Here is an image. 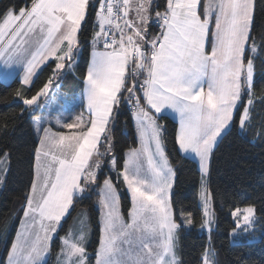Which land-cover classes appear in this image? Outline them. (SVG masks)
Segmentation results:
<instances>
[{
	"label": "snow or ice",
	"instance_id": "snow-or-ice-1",
	"mask_svg": "<svg viewBox=\"0 0 264 264\" xmlns=\"http://www.w3.org/2000/svg\"><path fill=\"white\" fill-rule=\"evenodd\" d=\"M89 9L90 0H25L18 12L14 4L0 10V66L5 72L19 66L21 85H30L48 62H54L47 82L31 98L22 99L25 108L38 106L54 80L75 68L81 52L79 33ZM93 11L82 111L72 122L55 119L54 124L67 132L54 131L50 118L35 121L33 174L7 264H46L52 241L77 197L99 184L102 158L111 156V167H116L111 125L115 110L125 102L133 109L139 147L125 153L117 180L122 178L131 208L125 219L120 192L110 177L105 178L97 201L100 239L95 264H178L177 233L193 220L191 214L182 217L183 223L175 218V170L165 153L161 117L174 114L179 124L176 145L182 154L198 159L202 228L209 230L214 220L205 179L210 156L233 123L242 133L252 126L255 66L248 53L257 48L254 42L249 48L248 42L253 39L254 0H166L163 11L154 15L153 0H96ZM153 24L159 27L155 34ZM245 94L248 99L242 102ZM21 95L17 90L16 96ZM8 155L0 158L4 173ZM230 214L244 233L253 227L254 206H237ZM87 236L84 219L78 234L69 226L60 237L58 264H88ZM213 254L205 248L201 264H215Z\"/></svg>",
	"mask_w": 264,
	"mask_h": 264
},
{
	"label": "trees",
	"instance_id": "trees-1",
	"mask_svg": "<svg viewBox=\"0 0 264 264\" xmlns=\"http://www.w3.org/2000/svg\"><path fill=\"white\" fill-rule=\"evenodd\" d=\"M31 2L32 0H27V3ZM24 3L25 0H0V10L14 4L16 11H19V7ZM165 3L166 0L154 1L153 12L163 11ZM254 4L253 39L248 42L249 48L253 42L257 48L256 53L251 51L248 53L249 57H254L255 66L252 126L242 133L237 123H233L219 139L211 154L207 187L211 195L215 227L210 231L209 243L206 234L199 231L203 215L197 202L201 175L196 162L180 153L175 143L176 122L165 115L159 121L164 125L165 153L175 170L171 196L175 218L178 221L181 214H191L193 220L189 229L184 227L179 229L177 247L179 264H201V257L207 246L214 250L212 259L215 264H264V231L259 236L249 234L240 243H231L229 240V232L234 227L230 211L237 206H254L256 223L264 229V134H260L261 123L264 122V100L261 99L264 95V0H254ZM94 17L95 12L89 9L87 21L79 33L81 52L75 70H65L58 80V88L63 92L73 93L82 87L94 32ZM158 31L159 27L153 24L151 33L155 34ZM53 67L54 62H48L30 85H21L18 76L7 83L0 80V157L5 152L9 154V169L0 190V264L5 262L22 215L21 209L32 178L34 150L38 142L32 127V113H29L22 104V99L35 95L52 75ZM17 90H20L21 97L16 96ZM247 99L245 94L242 102H246ZM238 119L237 114V122ZM111 135L117 169L120 170L124 152L137 144L132 112L126 102L117 109ZM104 176L106 174L102 172L98 179ZM111 176L120 191L122 210L126 213L129 199L124 184L121 179L117 180V175ZM93 196L94 192L83 197L81 201V204L88 208L93 228L92 239L88 245V250L91 251L90 262L94 260L99 238L98 210L92 205ZM63 230L64 225L61 231ZM58 248L59 239L56 237L46 264H56Z\"/></svg>",
	"mask_w": 264,
	"mask_h": 264
},
{
	"label": "rangeland",
	"instance_id": "rangeland-1",
	"mask_svg": "<svg viewBox=\"0 0 264 264\" xmlns=\"http://www.w3.org/2000/svg\"><path fill=\"white\" fill-rule=\"evenodd\" d=\"M92 2H93V0H90V4ZM96 30H98V29H96ZM91 40H92V38H91ZM91 52H92V45H91V48H90V54H91ZM74 70L75 69H72V71H74ZM22 75H23V71H22V69L19 66H13L11 69H8L7 72H5L3 67L0 66V80H2V82L7 83V82L11 81L15 76H18L19 78H21ZM55 83H56V80H54L53 86H52V88L50 89L49 93L46 96L39 98L38 106H36L33 109H27L29 113H32V117H31L32 127L34 129L36 137H37V131H36V128H35V121H36L37 118H41L42 120L44 118H50L53 121V130L54 131H61L62 130V131L67 132L68 131L67 129H61V128H59L58 126H56L54 124L55 119L57 117H62L65 120H67V122H72V119L75 116L79 115L81 113V111H82V109L79 106V104H80L81 93H82V91L84 89V86L76 93L67 94V93H64V92L60 91L59 89H58V91H56V89H54ZM29 98H31V97H29ZM117 109L115 110V115H114V118H113V121H112L111 129H112L114 121H115ZM85 115H86V113H85ZM45 126L47 127L48 125L45 124ZM134 127H135L136 141H137L135 123H134ZM111 137H112V135H111ZM37 139H38V137H37ZM138 147H139V143L137 141L136 146L131 147L129 149L138 148ZM129 149H127L124 152V159H125V153L128 152ZM101 150L103 151V149H101ZM5 153H7V152H5ZM4 154L0 158H3ZM113 154L115 156L114 151H113ZM115 159H116V156H115ZM102 160H103V163L101 165V168L98 170V177L100 176V174L102 172H104L106 174V176L102 177L99 180V184L96 186V188L94 190L86 192L83 196L77 197L75 205H74V207L71 210V214L67 216L66 220L63 223L64 230L60 231L59 234L56 236L59 239V248H58V251L56 253V264H58V253L60 251V237L65 235V232L69 229V226H72L73 229L76 230V232L78 234L79 228H80L81 219H84L86 221V229H87V232H88L87 241H86V247H87V252H88V254L90 256V254H91L90 252L91 251L88 250V245L90 244V241L92 239L93 228L91 226L90 217H89V213H88V208L85 205H82L81 201H82L83 197H86L88 195L90 196V194L92 192H94L92 205L98 210V223H99L98 243H99V239H100V211H99V208H98V205H97V201L99 200V195H98L99 186L103 184V181H104L105 178H109L110 177L112 179V176H111L112 174L117 175L122 170V169L118 170L117 169V165H116L115 169H113L111 167V156H109L107 158H102ZM123 164H124V160H123ZM123 164H122V168H123ZM7 168L9 169V157H7ZM7 172H8V170H7ZM7 172L4 173L3 171H0V178H2L3 182H4V179H5V176H6ZM207 177H208V175H207ZM207 177L205 178L206 179V185H207ZM121 180H122V178H121ZM3 182L0 183V190L2 189ZM124 189H125V192H126V194L128 196V199H129V206L127 208V212L126 213L123 212L122 206H121V200H120V207H121V212H122L123 216L125 217V219H127L129 209L131 208V200H130L129 193L127 192L125 186H124ZM200 192H201V177H200V184H199V189H198V194H197V202H198L199 207L201 208V212H202V215H203V206H202V203H201V200H200ZM248 206H251V205H248ZM243 207H245V206H243ZM243 207H241V208H243ZM211 211H213L212 201H211ZM230 213H231V211H230ZM22 216H23V212H22L21 217ZM183 216H185V214H181L179 216V220L177 221L178 223H183V220H182ZM21 217H20L18 226L16 228V231H15V234H14V238H15L17 230L21 227ZM231 219H232V221L234 223V227L230 230L229 235H230V233H232L233 229L237 230L235 235H230L229 236L230 237L229 240H230L231 243H240V242H242V239L244 237L248 236L249 234L253 235V236H259L264 231L263 227L256 223V221H257L256 215H255L254 225L249 230L248 233H244L242 229L237 228L236 221H235V219L232 216H231ZM203 220H204V217H203ZM202 225H203V222H202ZM202 225L199 228V231L204 233V234H206L207 239H208V243H209L210 231L213 230L214 227H215V217H214V220H213V224L211 226V230H209L207 227H203L202 228ZM183 227L185 229H189L191 226L185 225ZM254 230L256 232H253ZM177 236H178V239H177L175 252H176V258H177V261H178V264H179V257H178V254H177V247H178V240H179V231L177 233ZM52 243H53V241H52ZM51 247H52V244H51ZM206 248H209V247L207 246ZM48 256H49V254L45 257V259H47ZM7 257H8V253H7L6 257H5L4 264H7ZM88 264H95V257H94L93 262H90L89 257H88Z\"/></svg>",
	"mask_w": 264,
	"mask_h": 264
},
{
	"label": "crops",
	"instance_id": "crops-1",
	"mask_svg": "<svg viewBox=\"0 0 264 264\" xmlns=\"http://www.w3.org/2000/svg\"><path fill=\"white\" fill-rule=\"evenodd\" d=\"M154 1H156V0H153V2ZM156 12V11H155ZM155 12H153V15L155 14ZM90 48H91V42H90ZM209 50H210V45H209ZM89 60H90V55H89ZM88 63H89V61H88ZM70 71H72V70H70ZM57 84L59 85V81H56V83H55V85H54V89H56V91H58V87H57ZM84 86V84H82V87ZM81 87V88H82ZM80 88V89H81ZM79 89V90H80ZM60 90V89H59ZM78 90V91H79ZM61 91V90H60ZM78 91H75V92H73V93H76V92H78ZM63 92V91H62ZM64 93H66V92H64ZM67 94H71V93H67ZM165 116H168V117H170L171 119H173L175 122H176V124H177V128H178V126H179V124H178V120L175 118V116H174V114H171V113H168V114H165ZM133 128H134V132H135V127H134V120H133ZM34 130V129H33ZM35 133V132H34ZM220 139V138H219ZM219 141V140H218ZM179 149V148H178ZM180 151V150H179ZM181 153V152H180ZM182 154V153H181ZM182 155H184V156H187V157H190V158H192V159H194L195 160V162H196V165H197V168H198V170H199V172H200V168H199V163H198V159L197 158H195L193 155H191V154H182ZM211 157V156H210ZM200 175H201V172H200Z\"/></svg>",
	"mask_w": 264,
	"mask_h": 264
},
{
	"label": "water",
	"instance_id": "water-1",
	"mask_svg": "<svg viewBox=\"0 0 264 264\" xmlns=\"http://www.w3.org/2000/svg\"><path fill=\"white\" fill-rule=\"evenodd\" d=\"M95 4H96V0H93V2L90 5V11L93 10V7L95 6Z\"/></svg>",
	"mask_w": 264,
	"mask_h": 264
},
{
	"label": "built area",
	"instance_id": "built-area-1",
	"mask_svg": "<svg viewBox=\"0 0 264 264\" xmlns=\"http://www.w3.org/2000/svg\"><path fill=\"white\" fill-rule=\"evenodd\" d=\"M129 106V105H128ZM129 110L132 112L133 111V109L129 106Z\"/></svg>",
	"mask_w": 264,
	"mask_h": 264
},
{
	"label": "bare ground",
	"instance_id": "bare-ground-1",
	"mask_svg": "<svg viewBox=\"0 0 264 264\" xmlns=\"http://www.w3.org/2000/svg\"><path fill=\"white\" fill-rule=\"evenodd\" d=\"M230 236V235H229Z\"/></svg>",
	"mask_w": 264,
	"mask_h": 264
}]
</instances>
